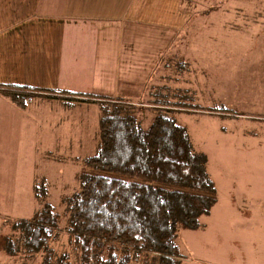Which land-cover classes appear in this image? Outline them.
I'll return each mask as SVG.
<instances>
[{
    "label": "rangeland",
    "instance_id": "1",
    "mask_svg": "<svg viewBox=\"0 0 264 264\" xmlns=\"http://www.w3.org/2000/svg\"><path fill=\"white\" fill-rule=\"evenodd\" d=\"M214 1H187L188 7L200 4L201 12L188 23L185 40L167 48L169 53L182 48L197 62L187 66L165 61L162 87L153 85L152 92L143 96L142 91L136 100H130L129 94L93 99L135 105L134 114L144 128L159 114L169 116L185 127L194 152L204 156L205 172L215 183L216 202L197 227L178 230L181 264H264V0H230V4L217 0V8H210L207 15L203 10ZM147 33L137 29L136 35L147 40ZM141 76L135 74L136 79ZM159 101L164 105L155 104ZM100 119L93 134L94 123H90L89 135L83 138L87 140L84 152L83 148L66 151L73 146L53 147L50 143L59 138L34 136L31 127L23 128L22 120L4 122L0 264L42 263V254L30 259L9 252L6 239L12 233L11 223L32 216L46 202L65 216L67 199L80 189V177L91 170L87 158L99 150ZM40 180L43 185L37 195L34 186ZM50 246L72 253L66 233Z\"/></svg>",
    "mask_w": 264,
    "mask_h": 264
},
{
    "label": "crops",
    "instance_id": "2",
    "mask_svg": "<svg viewBox=\"0 0 264 264\" xmlns=\"http://www.w3.org/2000/svg\"><path fill=\"white\" fill-rule=\"evenodd\" d=\"M187 1L0 0V129L16 118L34 136L59 138L50 143L53 147L84 152L83 138L91 122L90 132H95L101 114L100 100L93 98L129 94L136 100L142 91L144 96L153 85H162L165 61L197 62L182 48L167 49L185 40L188 23L201 12L200 4L188 3L191 8ZM216 1L203 10L207 15L217 8ZM137 29L147 31L148 39L136 35ZM137 72L143 76L136 79ZM10 85L38 91L32 90L20 106L8 94ZM52 89L88 95L68 99L66 93L47 91Z\"/></svg>",
    "mask_w": 264,
    "mask_h": 264
},
{
    "label": "trees",
    "instance_id": "3",
    "mask_svg": "<svg viewBox=\"0 0 264 264\" xmlns=\"http://www.w3.org/2000/svg\"><path fill=\"white\" fill-rule=\"evenodd\" d=\"M10 87L9 96L20 106L32 90L38 91ZM47 91L66 93L68 99L88 95ZM134 107L100 100L99 150L87 158L91 170L67 199L65 216L46 202L32 216L12 222L6 239L11 254L30 259L42 254L41 264H133L144 259L146 264H181L178 230L197 227L210 212L215 183L184 126L159 114L144 128ZM42 185L41 180L35 184L37 195ZM61 233H66L72 253L50 246Z\"/></svg>",
    "mask_w": 264,
    "mask_h": 264
}]
</instances>
